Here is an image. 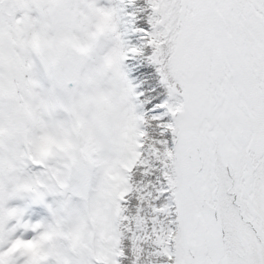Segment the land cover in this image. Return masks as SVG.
<instances>
[{
	"label": "snow or ice",
	"instance_id": "1",
	"mask_svg": "<svg viewBox=\"0 0 264 264\" xmlns=\"http://www.w3.org/2000/svg\"><path fill=\"white\" fill-rule=\"evenodd\" d=\"M146 50L158 137L126 63ZM146 252L264 264V0H0V264Z\"/></svg>",
	"mask_w": 264,
	"mask_h": 264
},
{
	"label": "trees",
	"instance_id": "2",
	"mask_svg": "<svg viewBox=\"0 0 264 264\" xmlns=\"http://www.w3.org/2000/svg\"><path fill=\"white\" fill-rule=\"evenodd\" d=\"M137 8H147V0H136ZM134 9H132L133 11ZM145 16V20L138 21L139 26H143L146 23L147 13H142ZM134 44L139 43L138 37L134 40ZM150 55V50H146L145 57L135 58L132 60V65L137 77V83L140 85L139 90L145 92V95L140 97L143 102L142 112L147 113V118L150 121L149 126H146V130L149 132L150 136L158 137L160 129L156 127L159 123L158 121H151V117L154 115H162L165 111L164 109L152 111L150 108L155 106L161 101L167 100L168 91L167 88L161 83V77L156 70V66L151 64L147 60V56ZM148 101H151L149 103ZM171 117H164V120H170ZM152 251V249H149ZM166 260L165 257H157L155 255L149 256L148 252L145 253L143 264H163Z\"/></svg>",
	"mask_w": 264,
	"mask_h": 264
},
{
	"label": "rangeland",
	"instance_id": "3",
	"mask_svg": "<svg viewBox=\"0 0 264 264\" xmlns=\"http://www.w3.org/2000/svg\"><path fill=\"white\" fill-rule=\"evenodd\" d=\"M101 3L107 5L108 4V0H101ZM11 203H12L13 206H16V205H21L22 206L24 204L23 201H19V200L12 201ZM47 215H48L47 209L44 208L43 206H40V205H33L28 210V216L33 221L39 220L42 217L47 216Z\"/></svg>",
	"mask_w": 264,
	"mask_h": 264
}]
</instances>
